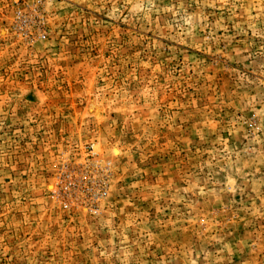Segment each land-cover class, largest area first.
<instances>
[{
  "label": "rangeland",
  "instance_id": "rangeland-1",
  "mask_svg": "<svg viewBox=\"0 0 264 264\" xmlns=\"http://www.w3.org/2000/svg\"><path fill=\"white\" fill-rule=\"evenodd\" d=\"M0 264H264V0H0Z\"/></svg>",
  "mask_w": 264,
  "mask_h": 264
}]
</instances>
